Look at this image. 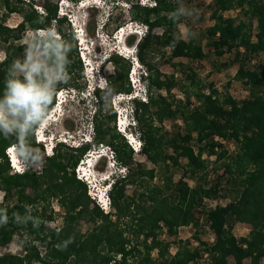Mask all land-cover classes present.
<instances>
[{
  "label": "trees",
  "instance_id": "obj_1",
  "mask_svg": "<svg viewBox=\"0 0 264 264\" xmlns=\"http://www.w3.org/2000/svg\"><path fill=\"white\" fill-rule=\"evenodd\" d=\"M34 1L0 0L1 9L11 14L18 13L23 19L16 28L0 23V43L5 46V59L0 63V93L9 66L22 58L24 48L17 42L29 29L36 33L51 31L56 24L58 38L36 35L33 42L50 39L53 45L67 43L71 46L68 79L77 71L83 72L71 25L68 24V33L62 30L67 18L61 17L58 5L53 6L49 0L42 7L44 12L39 13L34 9ZM150 1L155 5L142 6L137 2L130 6L131 20L146 27L145 35L137 45L138 60L148 68L149 85L146 102L135 101L138 131L143 143L141 155L154 166L164 165L167 169L169 163L181 167L180 160H186L183 177L195 180L207 171L208 161L203 159L204 154L217 156L218 161L228 157L229 152L217 138L234 144L235 155H229V163L224 168L228 174H235L232 183L240 188V193L235 202L219 204L205 212L206 223L214 234V243L209 245L197 238L200 247L192 250L181 242L176 254L171 257L167 256L170 244L159 239V232L163 225L170 236L176 237L179 228L197 226L194 211L203 206L204 199L216 200L220 196L221 183L215 182L209 188L205 183H198L192 188L183 179L172 186L171 178L166 188L173 187L172 195H166L160 187L154 190L147 188L140 194L141 201L152 203L149 207L138 205L134 198L127 195L128 186L132 185L137 190L146 176L150 180L155 178V171H144L141 164L134 168V151L125 137L115 126L113 129L109 124L104 127L106 119L116 121L110 98L132 93L129 82L132 63L115 55L111 61L116 72L107 75V90L97 92L100 109L95 119L94 141L95 146L109 147L117 166L123 167L126 172L125 176L116 177L108 193L114 212L105 213L96 205L88 194L89 186L76 174L77 166L92 150V145L72 148L63 143L57 144L53 155L46 158L40 174L33 173L31 168L18 174L12 173L7 149L17 145L25 150L28 162L35 160L44 150L36 140L38 128L29 135L27 146L24 135L18 141L15 136L0 134V189L4 193L0 219L6 220L0 223V248L10 245L21 230L45 245L44 256L31 241L23 244V256L2 255L0 264H230V259H233V264H264V62L254 69L250 68L253 56H264V2L213 0L210 9L214 25L206 31L208 46L216 57L236 51L239 68L235 79L248 89L249 98L238 101L230 94L222 96L212 86L205 93L204 85L195 75H190L188 81L194 91L186 93L185 102L173 103L160 92L171 93L175 87L174 80L162 81L155 75L151 65L145 62L148 50L154 47L158 50L172 48V59L196 61H203L206 54L191 34L189 41L177 37L181 18L173 19V14L180 8L178 3ZM23 5L29 6L30 11L25 10ZM236 8L248 19L224 17L225 12ZM157 29H162L161 34H155ZM76 88L78 85L75 82L62 83L57 87L56 96L61 90ZM56 96L48 115L56 105ZM107 97L110 115H107L105 107ZM192 99L198 102L197 106L193 105ZM166 120H181L185 127L183 133H163L162 125ZM51 199H57L65 210L66 224L82 220L93 224V229L86 235L66 228L45 233L44 228L32 220L37 216L41 202H50ZM125 219L128 222L123 223ZM237 223L252 227L248 237L235 236L234 226ZM132 236L142 239V242L133 243ZM154 250L159 253L158 263L152 258Z\"/></svg>",
  "mask_w": 264,
  "mask_h": 264
},
{
  "label": "rangeland",
  "instance_id": "obj_2",
  "mask_svg": "<svg viewBox=\"0 0 264 264\" xmlns=\"http://www.w3.org/2000/svg\"><path fill=\"white\" fill-rule=\"evenodd\" d=\"M30 0H24V2H29ZM46 0H35L33 4L35 5L34 9H36L39 13H43L44 10L42 9ZM50 3L55 6L58 5V11L61 14L69 13L72 11L74 14V18L71 19L66 17L67 20L62 25V30L68 33V24L71 25L73 29L75 40L77 42V51L79 58L83 65V72L77 71L71 75L69 79H67V83L75 82L78 85L76 89H65L61 90L63 94V98L65 104L62 106L61 112L56 111L53 113L50 120H48L47 124V132L49 136L59 137L61 135H66V130L75 131L85 127L87 122L90 119V114L92 110V104L89 103L88 100L80 98L84 93L87 96V93L91 89L92 81H91V70L86 69L85 61H90L94 67L100 65L105 57H107L110 53L108 52L110 48L109 46H115L116 41L119 38L117 35V31L121 28H124V32H122V39H126V45L129 48L135 46L138 34L135 35L134 33L136 30L139 29L142 24L136 23L131 20V12L130 6L132 3H139L142 6H154V2L150 0H105L107 6H103L99 8H90V4H86V7L89 5V8L80 7V3L84 0H49ZM172 2L178 3L179 7H184L186 9L195 10L194 14L191 16H180V23L177 26V37L181 38L185 41H189V34H191L197 43L203 46L204 52L206 54V58L203 61H196L191 60L188 58H178L172 59L171 52L172 48H162L156 49L155 47L148 50L147 55L145 57L146 64H150L153 68V72L157 77L160 78L162 81H169L174 80L175 87L172 89L171 93L160 92L163 96L168 97L169 102L177 103L178 101L185 102L186 100V93L192 92L194 89L192 84L188 81V76L195 75L196 79L200 81L205 88V93L209 92L210 87L212 86L214 89L218 90L219 93L224 96L225 94H230L236 100H244L249 98L250 93L248 89L242 85L241 82L235 79L237 70L239 68V64L236 61V51L228 52L223 57L218 58L216 57L214 51L208 46V41L206 39V31L214 25V21L211 19V5L213 0H170ZM264 2V0H261ZM69 6V8H66ZM25 10L30 11V7L27 5L22 6ZM20 6V8H22ZM71 14V15H73ZM60 15V14H59ZM85 15V19L83 16ZM62 17V15H60ZM225 18H233L236 20H247L248 18L241 12L239 8L227 11L224 13ZM109 19V23L107 26L104 25ZM22 17L18 13H9L0 7V23L4 24L9 28H16L21 22ZM75 23L76 30L78 31L82 23L85 22L86 29L83 30V35L80 37L82 40H77L75 34V27L71 24ZM55 23V22H53ZM56 26V24H54ZM53 26L51 31H43L44 33H37L32 30H27V32L23 35L22 40L17 42L18 46H23L24 51L22 53V58H24L26 51L29 49L30 45L34 44L35 36L46 38L48 36L58 38V32L56 27ZM78 27V28H77ZM84 28V27H83ZM253 30L254 33L256 31V21L253 22ZM132 31L130 36H127V32ZM162 29H157L155 34H161ZM127 36V37H126ZM126 37V38H125ZM102 44V45H101ZM39 46V45H37ZM119 46V45H118ZM122 46V44L120 45ZM241 52L243 50L241 49ZM119 56V55H118ZM122 58L129 61L127 57V53L122 52ZM5 59V46L0 43V63ZM131 62V61H129ZM264 62V56L262 54L253 56L251 58L250 68H255L259 64ZM107 64V63H106ZM105 66V65H104ZM139 66L146 71L147 65L141 63L139 61ZM108 74L115 73L114 64H109L107 66ZM104 70V69H103ZM129 73V82L132 88L131 94H119L118 101H116V108L117 106H128L132 104V102L127 103L130 98L135 96L137 93V89L133 87V83L131 82V77H133L132 73ZM147 72V71H146ZM173 78V79H172ZM62 84V83H61ZM194 91V90H193ZM73 100H71V98ZM75 97V98H74ZM83 98V97H82ZM108 98L105 102V107L107 115H110L108 107ZM111 99V98H110ZM118 102V103H117ZM121 102V103H120ZM194 106L198 105V102L192 99L191 101ZM112 109L116 113V121L109 122V119H106L104 122V127L109 124V126L119 131V125L122 123L119 121L120 115L119 112L115 110L113 103L111 102ZM119 110V108H118ZM158 124V123H157ZM159 125V124H158ZM163 133L173 135L176 132L183 133L184 131V124L181 120L177 122L168 121L166 120L163 125ZM82 133L84 129H81ZM81 135V134H80ZM100 146V145H99ZM99 146L92 147V150H96L94 152H99ZM107 147V146H104ZM45 149V147L43 146ZM224 149L229 152V155L233 157L235 155V146L232 143H225ZM172 151H170L171 153ZM95 153V154H96ZM219 153V152H218ZM172 154V153H171ZM51 154L45 153L44 150H41L38 159L29 162L28 166L25 168H31L33 173L40 174L43 171L46 158ZM222 161L217 160V156H208L207 154L203 155V159L208 161L207 171L203 176L198 175L197 179L191 180L190 178H184L183 174L185 169V165L187 164L186 160H180L181 167H175L169 163V168H164V165L154 166L151 164L145 156L140 154L134 153V161L133 166L134 168L137 167V164H141L142 169L144 171H155V178L150 180L148 176L145 178V182L139 188L134 186H128L127 188V195L130 198H134L136 203L140 206H150L152 203L146 201V203L140 199V194L147 191V188L154 190L155 187H160L166 193V195L173 194V187L170 189L166 188L167 181L172 178L173 185L175 186L181 179L184 180L190 187H195L198 183L206 184L207 188L212 187L215 182L221 183L220 187L222 192L220 196L216 198V200H203V206L199 207L194 211L196 216V220L198 222L197 226H189V227H181L178 230V234L176 237H172L168 234L166 228L162 225V228L159 232V239L163 240L164 242H168L170 244L169 252L167 256H174L182 242L184 245L188 246L189 248L196 249L199 248L200 245L198 243V239L200 238L205 243L211 245L214 243V234L210 230L208 224L206 223V215L205 212L215 208L216 205L223 204L228 205L231 202H235L239 196L240 188L232 183L235 180L234 173L228 174L224 168V165L229 163L228 158ZM96 156V155H94ZM90 160L91 157L84 155L83 162L81 161L78 166H81V169L86 168V160ZM95 160V159H93ZM115 160L112 158L111 155L107 158H102L99 163H97L96 169V178L91 181L92 187L88 188V194L94 199L96 196H99L98 188L103 187L104 185L109 184L113 181V175L117 172V166L112 167ZM11 166V164H10ZM77 166V167H78ZM123 168V167H122ZM12 169V167H11ZM87 169V168H86ZM122 175L125 176L126 172L125 169H121ZM12 173H15L12 169ZM115 177H117L115 175ZM204 179V181L202 180ZM4 193L0 189V203L3 201ZM95 200V199H94ZM96 205L98 204L97 201ZM38 214L34 218L32 222L34 224H38L37 226H41L44 228L45 233H49V231L55 229L60 231L62 228H66L67 230H74L81 235H86L89 233L94 225L86 222V221H76V222H69L66 224L65 221V210L61 207L60 203L57 199H51L50 202H41L38 208ZM108 212H114L110 206L107 208ZM115 220V218H114ZM128 222V219L122 221ZM252 227L249 224L245 223H237L234 226V234L238 238L248 237L250 234ZM45 235V234H44ZM129 236V234H127ZM133 243L142 242V239H136L135 237H130ZM32 241V244L38 249L41 253V256L45 255V245H43L39 240L34 241V236L30 235L27 231L21 230L16 233L13 242L8 245L7 247L0 248V256L5 254L11 255H19L23 256L24 248L23 244H28ZM158 251L154 250L152 253V258L159 262V255ZM143 256V255H141ZM206 256L202 260H205ZM119 259V258H118ZM230 264H233V259L229 260ZM249 261H246L248 263ZM264 263V261H263ZM33 264H40V263H33Z\"/></svg>",
  "mask_w": 264,
  "mask_h": 264
},
{
  "label": "clouds",
  "instance_id": "obj_3",
  "mask_svg": "<svg viewBox=\"0 0 264 264\" xmlns=\"http://www.w3.org/2000/svg\"><path fill=\"white\" fill-rule=\"evenodd\" d=\"M90 3V8L95 7L100 9V7L107 6L105 0H84L80 3V7L89 8V5L86 7V4ZM98 4L100 6H98ZM66 8H69V6H66ZM194 12L195 10L181 7L176 13L173 14V19H178L180 16H191L194 14ZM69 13L70 14H59L62 15V17H69L71 14H73L72 11H69ZM71 16H74V14ZM83 19H85V15L83 16ZM108 23L109 19L104 23V25L107 26ZM71 24L73 27H75V34H77L76 37L77 40H79L80 34L83 35V30L86 29V24L85 22L82 23L79 28L80 32H77L76 26H74L75 23L73 24V22H71ZM124 31V28H121L117 31V35H119V38L116 41L117 45L109 46L113 48L109 49L108 52L110 54L105 57L104 61L100 65L94 67L90 61H88L89 63L85 65L87 70L92 71V86L87 93V96H85L83 93V98L81 97L80 99L88 100L93 106L89 121L85 127H82L84 129L83 133L81 131L82 128L78 129L77 127L74 132L66 130V135H61L56 138L54 136H49L48 133L45 134L47 132L48 120L56 111L61 112L62 106L65 104V101L61 104L59 103L63 97L62 92H59L57 96L56 92L58 85L61 83H67V70L68 66L71 64V61L68 58V54L71 51V46L67 43L60 42H57L55 45H53L49 39L48 41H37L33 45H30L29 49L25 53L24 58L22 60H15L9 66L6 72L5 80L3 82V90L2 93H0V134H3L5 137L15 136L18 141L20 136L24 135L26 140L25 146H27L29 135H32L35 132V129L38 128L35 133L36 140L45 147V153L48 155L51 154L50 156L53 155L54 149L56 148L57 144L60 143L72 148H82L84 145H92L95 148V119L100 109V98L97 92L100 90H107V66L112 64V57L115 55L121 56L122 52H125L127 53L129 61L132 63L133 77H131V82L133 83L135 81V83H133V87L136 88L137 92L139 93L128 100L127 103L132 102L131 106H117L116 108V101H118L117 99H119L120 95L112 96L111 102L113 103L116 111H118L117 109L120 107L119 109L123 113V116H120L125 121V129L123 130L120 124L119 132H121V134L125 137L134 153L140 154L143 148V143L138 131L135 101L137 100L146 102L148 98L149 85L146 71H144L143 68L139 66L137 45L144 37L146 27L142 25L134 32L136 33L135 35L138 33V38L135 46L132 48H129L126 45V39H122V32ZM131 32L132 31L127 32V36L132 35ZM45 43L48 44L47 47H45ZM37 44L39 46H37ZM121 44L122 46H120ZM55 96L56 105L48 115ZM71 100H73V98H71ZM58 106H60V110ZM122 118L119 119L120 122ZM100 146L99 152H94L96 151L94 149L86 153L87 156L91 157L90 160H86L87 169H81V166L76 168L77 177L87 183L89 188L92 187L91 181L96 178L95 167L97 163H99V161L104 157L107 158L109 155L112 156V151L109 147H104L103 145ZM6 154L15 173L22 174L28 170V168L27 170L25 168L28 166L29 162L26 160V153L23 148L14 145L7 149ZM36 158L38 159L39 157L37 156ZM115 166H117L116 163L113 164L112 167ZM121 169L123 168L117 166L118 175L117 172H115L113 175V181L101 188H98L99 190H97L99 196H96L94 199L98 202V205L104 210V212H106L107 208L109 207L110 201L108 193L112 189V184L116 179L115 175L117 177L122 176ZM85 174H87V176ZM3 222H6V220L0 219V223Z\"/></svg>",
  "mask_w": 264,
  "mask_h": 264
},
{
  "label": "built area",
  "instance_id": "obj_4",
  "mask_svg": "<svg viewBox=\"0 0 264 264\" xmlns=\"http://www.w3.org/2000/svg\"><path fill=\"white\" fill-rule=\"evenodd\" d=\"M40 33H44L43 31H40ZM39 36H41V34H39ZM217 140H219L220 142H222L223 144H225L224 141H222L221 139L217 138Z\"/></svg>",
  "mask_w": 264,
  "mask_h": 264
},
{
  "label": "bare ground",
  "instance_id": "obj_5",
  "mask_svg": "<svg viewBox=\"0 0 264 264\" xmlns=\"http://www.w3.org/2000/svg\"><path fill=\"white\" fill-rule=\"evenodd\" d=\"M138 34V33H137ZM50 120V119H49Z\"/></svg>",
  "mask_w": 264,
  "mask_h": 264
}]
</instances>
